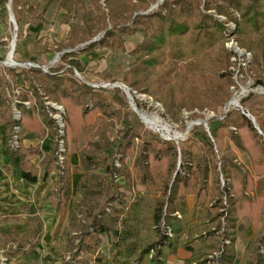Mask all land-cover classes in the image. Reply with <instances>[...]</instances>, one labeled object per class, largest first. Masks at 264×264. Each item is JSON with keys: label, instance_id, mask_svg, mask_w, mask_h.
<instances>
[{"label": "trees", "instance_id": "obj_1", "mask_svg": "<svg viewBox=\"0 0 264 264\" xmlns=\"http://www.w3.org/2000/svg\"><path fill=\"white\" fill-rule=\"evenodd\" d=\"M45 1L40 10V5H32L30 0H11L16 23L29 15L30 24L38 25L44 20L48 7L56 3L59 9L64 10L61 16L65 23H69L70 15L82 23L68 24V47L86 43L104 31L100 39L90 42L80 51L97 47L122 50L126 36L141 33L142 40L133 53L143 67L130 71V78L125 80L134 90L149 92L148 87L141 88L142 83L165 60L187 62L179 86H167L164 97L157 98L169 114H174L181 107L214 110L229 95L228 87L232 84L228 71L231 53L226 49L219 47L216 50L215 63L212 64L218 76L209 79L208 89L190 78L198 65L189 60L215 47L225 38V26L202 10H214L227 20L234 21V36L238 45L252 52L254 71L264 72V0H165L157 10L136 15V10L146 11L156 0H137V3L133 0H104V6L100 0H88L91 10L87 9L86 0ZM6 3L7 0H0L1 11H5ZM233 11L238 13V20L233 17ZM7 73L12 79L11 84L19 89L15 103L20 113L17 120L12 115ZM257 83L262 82L257 80ZM248 100L241 99L240 106L243 107ZM25 101L29 102V107L24 104ZM46 101L63 106V135H60L51 115L55 110L47 107ZM245 109L254 117L261 133L241 109L233 108L221 120L217 116L210 119L217 124L208 125V131L201 133L202 141L208 154L215 157L212 140L220 152L224 144L221 139L225 137L240 152L246 153L252 162L261 161L264 165V114L254 107ZM115 117L116 112L111 108L105 90L79 83L70 67L51 68L48 73L38 67L7 68L0 75V124L6 128L10 164L26 182L48 184L39 207L28 201L18 208L23 216L0 213L2 223L27 222L26 229L1 231L3 241H0V246L9 245V258L35 257L34 248L43 236L40 212L42 205L49 202L54 212L53 220L57 223L53 239L62 245L64 251L76 250L74 256H77L80 250L87 249L84 238L92 235L97 242L101 234L112 235L109 254L97 253L91 264H132L133 260L138 264H166L168 255L175 252L177 238L182 232L187 233L185 248L193 252L192 241L197 236L203 238L205 227L219 224L220 209L223 208L228 224L225 234L230 244L225 247L219 264H264V191L252 197L250 193L254 191V183L242 173L220 171L225 180L224 186H221L219 172L214 168L209 193L205 194L201 186L194 194L193 206L188 208L186 196L194 191V187L191 178L182 177L175 171L176 157L169 155L157 140L136 142V136L129 130L120 131L112 138L108 128L114 126ZM95 119H98L95 130L86 137L85 146L77 151L76 169L80 177L73 187L69 141L76 142L80 130L90 128ZM46 133L52 137L50 147L46 151L35 150L33 155L38 158V164L34 165L22 152L21 143L26 139L41 141ZM14 136L17 147L9 145ZM60 141L63 152L58 151ZM106 151L111 155H106ZM126 158L130 160L133 176L125 164ZM221 159L227 158L221 155ZM115 161L119 166L115 165ZM53 172L56 173V180L50 183ZM120 177L124 179L123 185L116 181ZM134 181L157 195L136 193L133 200L128 201L121 188L130 190ZM210 201L214 203L209 205ZM175 212L181 214V220L173 215ZM244 221L253 233L247 249L237 261L234 243L244 227ZM163 223L171 229V239L164 234ZM259 245L263 249L262 255ZM219 246L220 239L216 236L203 246L201 252H193L184 264H205L203 258ZM151 249H155L153 257L149 256ZM80 263L86 264L87 260ZM80 263L76 261L75 264Z\"/></svg>", "mask_w": 264, "mask_h": 264}, {"label": "rangeland", "instance_id": "obj_2", "mask_svg": "<svg viewBox=\"0 0 264 264\" xmlns=\"http://www.w3.org/2000/svg\"><path fill=\"white\" fill-rule=\"evenodd\" d=\"M8 1L9 0H7V3L5 4V11H1L2 6H0V61L6 60L7 52L11 42L13 41L12 37L14 34H16L14 40L15 46L12 55L14 62L21 64V66H7L0 63V75L4 74L7 68H29L44 66L47 67L46 73H48L49 69L51 68L70 67L73 70V77L79 83L86 84L96 90H105V93L111 102V108L116 112L114 126L108 128L109 136L115 138L120 134V131L129 130L136 136V142H152L153 140L159 141L169 155L176 157L177 161L175 171H177L182 177L191 178L194 191L186 196L188 208L193 206L195 199L194 194L201 186L204 187L205 194L209 193L214 168L219 172L218 178L221 182V186H224L225 180L220 171L224 173H242L252 181H256L258 185V191H264V165L261 163V161L252 162L246 153L240 152L233 145V143L228 141V139L225 137L221 139V142L224 143L220 149L221 153L218 151L219 148L212 140L216 156L211 157L202 141L203 137L201 133L203 131H208V125L212 127L213 125L217 124L216 121H211L210 119L215 116L218 118L219 116L224 117L229 110L233 109L226 108L225 104L234 96L236 97L240 95L238 100L239 104L241 99L249 98V100L244 103L243 107L241 106L244 111H247L245 108L254 107L259 113L264 114V72L254 71V67H252L251 64L252 52L247 51L238 45L234 36L236 29V23L234 21L227 20L225 16L217 14L214 12V10H202L204 13L212 16L216 21L221 22L225 26V38L215 47L203 51L200 53V55L194 56L189 60L190 62L197 63L198 65V69L194 75L190 76L192 82L198 84L204 89H208L210 86L209 79L212 76H218V73L213 70L212 64L215 63L214 59L216 50L221 47L231 53L229 59L231 66L229 67L228 71L231 74L232 84L228 87L229 95L227 100L224 103L217 104L214 110H210L207 107H194L190 110L186 107H181L174 114H169L165 110L162 101H159L157 98L164 97V91L167 86L171 85L175 88L179 86L187 62H177L171 59L165 60L162 65L158 66L153 71H151L150 74H148L147 80L145 83H142L141 88L148 87L149 92L142 93L143 91L134 90L125 83V80L130 78V71L143 67L141 62L136 60V55L133 53L136 45L142 40L141 33L137 32L131 36H126L124 38V49L122 50H112L107 47H97L89 51H80L86 45H88L87 42L78 44L74 48L68 47L67 35L69 31L68 24L80 25L82 24L81 21L70 15L69 23H65L63 21L64 18L61 16L64 10L59 9L56 3H53L48 7L44 16V20L40 24H30L31 18L28 15L24 17L18 24L16 23L14 25L9 19L7 9ZM164 1L165 0H156L153 3H150L149 8L146 11L139 9L134 12V15L147 11L148 13L155 11ZM132 2L137 3V0H133ZM157 2V7L151 8ZM100 3L102 6L105 5L104 0H100ZM30 4H39L41 10L46 4V1L30 0ZM85 5L88 10H91L92 6L88 0L85 1ZM232 15L237 20L239 19L237 12L233 11ZM100 33H102V31L98 34ZM97 35H95V37ZM72 49L74 50L71 51ZM239 51H241L240 55L238 54ZM57 54H59L57 60L50 64L51 60ZM28 64L33 65L29 66ZM142 72L144 73V71ZM76 74H78L82 80L78 78ZM7 78L10 80L8 96L12 103V115L13 118L17 120L20 117V113L17 111L15 103L18 101L17 95L19 94V89H17L15 85L13 86L11 84L12 79L8 73ZM257 80H261L262 83H257ZM114 83H118L128 88L130 91L129 95L136 107L139 110L146 111L149 114L160 118L159 120L161 125L169 127V133H164L161 130L156 131L145 125L134 111V108L130 106L126 93L119 87H113L112 85ZM115 88L118 90H113ZM24 104L27 107L30 106L28 101H25ZM45 105L55 110V112L51 115L58 126L60 135H63L62 130L64 125L62 122V115L65 114L63 106L49 101H46ZM212 105L214 106L215 104L213 103ZM225 110L226 113L224 114ZM58 112H60L59 115ZM223 117L219 119L221 120ZM195 120H205L207 121V126L193 125L188 131H186L188 122ZM97 122L98 119H95L93 125L90 128L81 129L77 136L76 142L69 141L68 152L72 163L71 174L73 187H75V184L80 177V174L76 169V165L78 163L77 151L85 146L86 137L95 130ZM195 127L197 128L195 129ZM230 129L235 132L234 128L230 127ZM0 131L6 139V128L2 124H0ZM175 134H183V137L178 141H175L172 139ZM51 139V135L46 133L45 138L41 141L38 139L24 140L21 143L20 148L26 157L31 161V163L37 165L38 158L33 155L35 150H48L51 144ZM9 145L12 147L18 146L16 136L10 140ZM7 146L8 143L7 140H5V143L2 145L1 149L4 151ZM58 151H64L62 141L59 143ZM4 152H7V150ZM105 154L111 155V152L106 151ZM221 155L225 156L227 159L222 160ZM59 158L61 160L60 156ZM125 164L130 174L133 176V168L130 164L129 158H126ZM115 165L119 166L117 161H115ZM0 167L2 170L0 173V185L2 186L1 190L5 189V185L9 186L10 183L15 186V178H12V175L9 171H4V166ZM247 169L249 172L245 173L244 170ZM55 174L56 173L53 172L50 175V183H53L56 180ZM175 175L176 173L173 174V177ZM2 176H5L6 179H2ZM116 181L121 185L124 184V179L122 177L116 178ZM47 186V183H43L41 181V184L38 188L32 186L31 188L37 192V190H41L43 188L46 189ZM17 187L20 188V186ZM19 191L22 192V189H19ZM121 191L125 192L126 199L128 201H132L136 193L157 195V193L147 190L145 187L139 185L136 181L131 184L130 190H125L122 187ZM253 192L254 191L250 193L252 197H254L252 194ZM22 194L25 195L24 192H22ZM32 195L35 197V199L37 198L36 193H33ZM213 203V201H210L208 204L212 205ZM223 209H220L222 215H220L218 218L219 224L212 225L211 227H205L202 232L203 238H199L197 236L196 239H194L191 243L193 252L199 253L202 251L205 244L211 242L214 237H219V248L211 250L209 253H207V255L203 258L205 264H219L225 247L230 244V240L225 234L228 224L225 219L226 213L225 211L222 212ZM15 211L17 212L18 210H14L13 212ZM40 213V216L43 220V236L40 239L39 244L34 248V253L36 254L35 257L24 259L20 256H16L9 258L7 256L9 245L5 247L0 246V264H75L76 261H79L80 263L81 260H87L86 264H91L97 256V253L104 255L109 254V249L112 247L113 237L112 235L107 236L105 234L99 235V241L97 242L92 235L84 238V244H87V249L80 250L77 253V256H74L76 250L72 252L64 251L62 245L57 244L53 239V234L57 223L53 220L54 212L51 209L49 202L46 203L45 207H42V211ZM18 214H21V211ZM173 215L178 220H181L180 213L175 212ZM244 223V227L239 232L234 243L237 261L241 259L243 252L247 249L249 238L253 233V231H251L252 233L250 237H247L249 235L248 231L251 229V227L246 221H244ZM26 228L27 223L25 221L9 223L0 222V241H3L1 231H9L10 229L20 231ZM162 229L164 230V234H166L170 239L173 237L171 229L164 225V223L162 224ZM240 234L241 237L238 240ZM186 239L187 233L182 232L177 238L175 252L170 255H174L180 248V250H185L191 253V256L193 252L185 248ZM259 253L261 255L263 254V249L260 245ZM170 255H168V257ZM149 256H155V249L150 250ZM186 259L183 261L177 259L171 264H184ZM132 264H138V262L133 260Z\"/></svg>", "mask_w": 264, "mask_h": 264}, {"label": "crops", "instance_id": "obj_3", "mask_svg": "<svg viewBox=\"0 0 264 264\" xmlns=\"http://www.w3.org/2000/svg\"><path fill=\"white\" fill-rule=\"evenodd\" d=\"M5 140L6 139L2 135V132L0 131V166H4L3 167L4 171L6 170V171H9L11 173L12 178L13 179L15 178V180H16L15 182L16 183L14 184L15 186H13L12 183H10L9 186L5 185V189H2V190H1L2 186L0 185V213L1 214H6V215H21V216H23V212L22 211H21V214H18L20 212L18 210V208L20 206L26 205V203L28 201H31L34 204L35 207H39L40 203H41L42 195H43L45 189L43 188L41 190H37V192H36V190H33V188H31V186L38 188L39 185L41 184V181L38 182V184L33 185V184H30V183L26 182L25 180H23L20 177L17 169L10 164V161H9V150L7 149V147H6V149H4V151L7 150V152H4L1 149L2 145L5 143ZM249 170H250V168H249ZM1 171L2 170H1V167H0V173H1ZM244 172L248 173L249 171L247 169V170H244ZM2 179H6V177L2 176ZM253 182H254L255 190H254V192L252 194H253L254 197H256L257 195H259L261 193V191L257 190L258 185H257L256 181H253ZM17 186H20V188H18ZM6 188H8V189H6ZM19 189H22V192H24L25 195L22 194V192L19 191ZM33 193H36V195H37L36 199L32 195ZM46 203L47 202H45L42 205V207H45ZM14 210H18V211L17 212L16 211L13 212ZM247 231H248V228H247ZM251 231H252L251 229L248 231L249 235L247 237H250V235L252 233ZM240 237H241V234L239 235L238 240L240 239ZM236 249H237V246H236ZM242 252H241V254H242ZM190 254L191 253H189V252H187L185 250H180V248H179L178 251L174 255H170L168 257L167 264L174 263L177 259L183 261L184 259L188 258L190 256Z\"/></svg>", "mask_w": 264, "mask_h": 264}, {"label": "bare ground", "instance_id": "obj_4", "mask_svg": "<svg viewBox=\"0 0 264 264\" xmlns=\"http://www.w3.org/2000/svg\"><path fill=\"white\" fill-rule=\"evenodd\" d=\"M14 46H15V44H14V40H13L11 42V44H10L9 50L7 52V58H6L5 62H4V64H11V65H15L16 64L14 62V60H13V55H12ZM123 89H124L128 99L132 102V99H131V97L129 95L130 91L128 90V88L123 87ZM234 99H235V96L231 99L230 103L226 105V108H229V107H231L233 105ZM132 105H133L132 107L134 108V111L136 112V114L139 116V118L141 119V121L145 125H147L149 128L154 129L156 131L161 130L164 133H167V134L169 133V131H170L169 127L161 125V122L159 120L160 118H157L156 116H154L152 114H149L146 111L139 110L133 102H132ZM193 125H195L194 122H192V121L188 122V125H187L188 129H190ZM182 137H183V134H180V135L179 134H175L174 137H172V139L175 140V141L176 140L178 141ZM168 138L170 139L169 136H168Z\"/></svg>", "mask_w": 264, "mask_h": 264}, {"label": "water", "instance_id": "obj_5", "mask_svg": "<svg viewBox=\"0 0 264 264\" xmlns=\"http://www.w3.org/2000/svg\"><path fill=\"white\" fill-rule=\"evenodd\" d=\"M157 5H158V2L157 3H155L151 8H155V7H157ZM7 9H8V14H9V19L13 22V24L15 25L16 24V22H15V20H14V16H13V12H12V10H11V0H9L8 1V4H7ZM150 10V9H149ZM145 14L146 13H148V11L147 12H144ZM16 28V27H15ZM103 33H104V31L102 32V33H100V34H98L95 38H93L92 40H90V41H88L87 42V44H89L90 42H92V41H96V40H98L102 35H103ZM15 37H16V34H14V36L12 37V40H15ZM74 49H72L71 51H73ZM58 55L59 54H57L56 56H54V58L51 60V62H50V64L51 63H54L56 60H57V57H58ZM4 62L5 61H0V63H2V65H11V64H4ZM15 65H18V66H21V64H18V63H16ZM37 66V65H36ZM37 67H40L43 71H45V72H47V70H46V68L47 67H44V66H37ZM113 87H119V88H121L123 91H124V89H123V87H125V86H122V85H120V84H118V83H114L113 85H112ZM126 88V87H125ZM125 92V91H124ZM238 99H239V97H235V99H234V105L235 106H239V103H238ZM230 101L231 100H229L226 104H225V107H226V105L227 104H229L230 103ZM129 104H130V106H133L132 105V102L129 100ZM248 118H250V120L252 121V123L254 124V126H255V128L258 130V132L259 133H261V131L259 130V128H258V126L256 125V123H255V119H254V117L252 116V115H250L249 113H244ZM192 122H194V124L195 125H203V126H207V121H205V120H202V121H199V120H195V121H192ZM189 129H188V126H187V128H186V131H188Z\"/></svg>", "mask_w": 264, "mask_h": 264}, {"label": "built area", "instance_id": "obj_6", "mask_svg": "<svg viewBox=\"0 0 264 264\" xmlns=\"http://www.w3.org/2000/svg\"><path fill=\"white\" fill-rule=\"evenodd\" d=\"M239 55L241 54V51H239V53H238ZM29 66H32L33 64H28ZM77 76H78V78H80L81 80H82V78L78 75V74H76ZM245 94V93H244ZM244 94H242V95H244ZM236 97H240V95L239 96H236ZM239 100V99H238ZM238 103H239V101H238ZM229 108H237V109H241L242 110V112L243 113H248V111H244L243 109H242V107L240 106V104H239V106H235L234 104L231 106V107H229ZM228 108V109H229ZM227 109V110H228ZM226 113V110L224 111V114ZM60 114V112H58V115ZM223 116H219V118H222Z\"/></svg>", "mask_w": 264, "mask_h": 264}]
</instances>
